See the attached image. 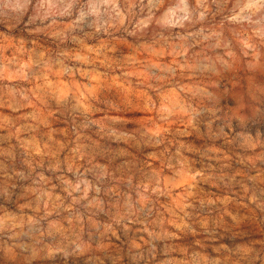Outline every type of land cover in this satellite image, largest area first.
I'll return each instance as SVG.
<instances>
[{"label":"clouds","instance_id":"obj_1","mask_svg":"<svg viewBox=\"0 0 264 264\" xmlns=\"http://www.w3.org/2000/svg\"><path fill=\"white\" fill-rule=\"evenodd\" d=\"M0 264H264V0H0Z\"/></svg>","mask_w":264,"mask_h":264}]
</instances>
